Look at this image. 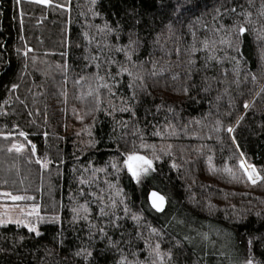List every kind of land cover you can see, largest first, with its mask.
Returning <instances> with one entry per match:
<instances>
[{
    "label": "trees",
    "instance_id": "16d2710c",
    "mask_svg": "<svg viewBox=\"0 0 264 264\" xmlns=\"http://www.w3.org/2000/svg\"><path fill=\"white\" fill-rule=\"evenodd\" d=\"M0 193V264H264V0H0Z\"/></svg>",
    "mask_w": 264,
    "mask_h": 264
},
{
    "label": "snow or ice",
    "instance_id": "6c2138e0",
    "mask_svg": "<svg viewBox=\"0 0 264 264\" xmlns=\"http://www.w3.org/2000/svg\"><path fill=\"white\" fill-rule=\"evenodd\" d=\"M19 2V0H18ZM37 3H47L48 0H35ZM234 11V10H233ZM240 33L243 34L245 29L243 27L240 28ZM247 107V105H245ZM229 132L232 131V129H228ZM21 135H24V133H21ZM13 148L16 149V151H21L22 146L19 145H13ZM12 149H9L11 151ZM34 150V146H33ZM37 163H41L40 161H37ZM125 165L128 169V172L131 174L133 179H138L142 174H146L149 169L152 168V161L145 158L144 156L136 155V154H129L125 160ZM42 167L46 166V162L42 163ZM241 168L244 169L245 174L248 175L249 180L252 182H255L258 177L255 175V169L251 167V165H245L243 162H241ZM0 195L9 197L12 201H21L25 199H32L31 197H24L19 195H12L11 193H0ZM151 200H152V206L156 209V211H162L165 203V198L162 195L157 194L156 192L151 193ZM36 209H33L32 212H35ZM103 211V210H102ZM31 215L32 213H28ZM3 223H16L17 225L23 224L24 227L28 229V231H36L35 226L30 223H24L23 221L17 219L12 220L11 218H7L6 220L3 218H0V224ZM39 234V233H37ZM251 243V242H249ZM159 248V245H157V249ZM159 254V253H157ZM90 255V253H89ZM246 264H252L251 260H248Z\"/></svg>",
    "mask_w": 264,
    "mask_h": 264
},
{
    "label": "rangeland",
    "instance_id": "374dc122",
    "mask_svg": "<svg viewBox=\"0 0 264 264\" xmlns=\"http://www.w3.org/2000/svg\"><path fill=\"white\" fill-rule=\"evenodd\" d=\"M32 2H35V0H30ZM37 3V2H36ZM49 3V0L47 3H40V4H44V5H47ZM38 4V3H37ZM244 163V162H243ZM245 164V163H244ZM247 165V164H245ZM240 167H241V163H240ZM252 167V166H251ZM254 168V167H252ZM152 169V168H151ZM149 169L147 171V173L151 170ZM245 174V171L243 168H241ZM255 169V168H254ZM146 173V174H147ZM145 174H142L138 179H135L136 182H140V180L142 179V177L144 176ZM255 175L258 177V179L255 180V182H252L251 180H249V177L248 175L245 174V176L247 177V179L252 182V183H256L259 181V175L257 173V171L255 170ZM22 201V200H21ZM21 201H12L9 197L7 196H3V195H0V218H3V219H7V218H11L12 220H21L23 221L24 223H30L31 224V219L32 217H35V216H38L39 215V209L38 207L36 206H25V205H22ZM33 209H36L35 212H32ZM28 213H32L31 215H29ZM3 224H7V223H3ZM10 224H15L17 226L16 223H10ZM23 226V224H20ZM37 226H35V229H36ZM34 232H37V229L36 231ZM246 264V263H244Z\"/></svg>",
    "mask_w": 264,
    "mask_h": 264
},
{
    "label": "water",
    "instance_id": "95a60500",
    "mask_svg": "<svg viewBox=\"0 0 264 264\" xmlns=\"http://www.w3.org/2000/svg\"><path fill=\"white\" fill-rule=\"evenodd\" d=\"M153 192H156L157 194L161 195V194L158 193L157 191H154V190L149 191L148 194H147V201H148V204H149L150 208H151L154 212H156V213H158V214H161V213L164 212V210H165V208H166V205H167L166 199H165V203H164L163 210H162V211H159V212L156 211V209L153 208V206H152V200H151V193H153ZM162 196H163V195H162ZM163 197H164V196H163ZM164 198H165V197H164Z\"/></svg>",
    "mask_w": 264,
    "mask_h": 264
}]
</instances>
